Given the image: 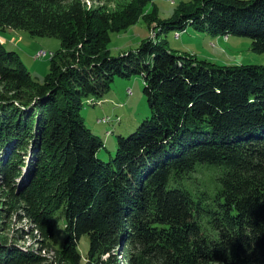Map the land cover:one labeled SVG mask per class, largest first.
Masks as SVG:
<instances>
[{"label":"trees","instance_id":"trees-1","mask_svg":"<svg viewBox=\"0 0 264 264\" xmlns=\"http://www.w3.org/2000/svg\"><path fill=\"white\" fill-rule=\"evenodd\" d=\"M151 1L117 15L83 0H0V30L61 41L38 82L0 37V264H45L41 251L58 242L39 221L53 212L64 233L53 264H264V63L218 64L159 37L112 56L110 34ZM194 1L189 13L158 23L160 34L180 37L192 25L249 37L264 53V0ZM132 76L144 80L150 115L118 136L105 162L81 110L116 77ZM204 162L220 170L214 194L171 185ZM18 207L32 233L41 231L37 251L10 228L23 219Z\"/></svg>","mask_w":264,"mask_h":264},{"label":"rangeland","instance_id":"rangeland-1","mask_svg":"<svg viewBox=\"0 0 264 264\" xmlns=\"http://www.w3.org/2000/svg\"><path fill=\"white\" fill-rule=\"evenodd\" d=\"M83 1L89 8L104 6L108 12L117 15H124L128 9H135L136 7V0ZM194 2V0H152L143 8L135 23L110 34L111 40L108 44L110 54L119 56L130 50H135L148 39L157 42L159 38H165L169 48L177 53H192L201 59H208L218 64L264 63V53L253 51L252 40L246 36L229 35L228 38L223 35L213 36L195 31L192 25H189L180 37H176L175 29H169L160 34L161 29L157 26L158 23L171 20L177 12L189 13L195 8ZM180 9L182 10L180 11ZM149 18L152 20L151 24L148 22ZM123 19L118 20L117 23H122ZM114 29L118 28L115 27ZM0 37L5 48L17 51L23 64L33 77L38 82H43L50 72L52 59L61 49L60 39L33 35L27 30L18 28L1 29ZM143 88L144 80L141 76L116 77L111 84L110 91L103 98H91L84 103L81 115L86 125L104 142V146L97 153L101 160L111 161L117 151L118 136L130 135L137 129L142 120L150 115ZM219 173L220 170L217 166L204 162L198 165L197 171L193 174H186L181 178L172 177L170 182L171 185L176 184V181L181 182L196 195L200 194L203 189L214 194L219 187L217 180ZM4 198H6V194L2 193L0 199ZM17 209L22 214L23 219L13 223L15 220L13 218L10 228L22 229V234L21 232H15V234L25 237L18 243L23 249L26 250L31 247L37 251V248L42 245L37 241L41 231L32 233L31 229L34 228L35 224L26 217L24 218L25 210L20 207ZM46 220L48 221L42 223L41 219L39 224L43 225L49 236H52L58 243L50 245L41 253L46 256V259L48 258L45 264H53L57 256L55 246L60 247L64 237L63 224L54 212ZM59 222L60 224H58ZM23 229L28 230L27 235L24 234L26 231ZM45 242L49 244L47 241ZM88 250L89 239L85 235L80 242V251L82 255H86Z\"/></svg>","mask_w":264,"mask_h":264},{"label":"crops","instance_id":"crops-1","mask_svg":"<svg viewBox=\"0 0 264 264\" xmlns=\"http://www.w3.org/2000/svg\"><path fill=\"white\" fill-rule=\"evenodd\" d=\"M242 63V62H241ZM228 64H230V63H228Z\"/></svg>","mask_w":264,"mask_h":264}]
</instances>
